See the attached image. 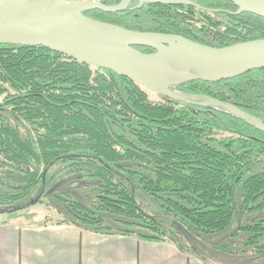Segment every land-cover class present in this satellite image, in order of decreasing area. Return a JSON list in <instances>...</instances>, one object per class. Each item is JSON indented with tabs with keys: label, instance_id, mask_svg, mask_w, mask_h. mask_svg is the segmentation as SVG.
Wrapping results in <instances>:
<instances>
[{
	"label": "trees",
	"instance_id": "obj_1",
	"mask_svg": "<svg viewBox=\"0 0 264 264\" xmlns=\"http://www.w3.org/2000/svg\"><path fill=\"white\" fill-rule=\"evenodd\" d=\"M136 4L83 14L212 47L264 39V18L251 13ZM172 89L234 103L264 123V68ZM152 92L42 46L0 44V212L51 197L60 216L52 223L171 243L203 264H264V132L221 107ZM237 209L253 219L232 227Z\"/></svg>",
	"mask_w": 264,
	"mask_h": 264
},
{
	"label": "water",
	"instance_id": "obj_2",
	"mask_svg": "<svg viewBox=\"0 0 264 264\" xmlns=\"http://www.w3.org/2000/svg\"><path fill=\"white\" fill-rule=\"evenodd\" d=\"M133 0L105 5L97 0H0V44L42 46L72 59L110 70L142 87L197 106L221 107L264 132L259 118L238 105L205 96L183 94L173 86L194 80L216 82L264 68V39L212 47L177 34L139 31L93 19L89 9L112 13L127 9ZM145 3L193 5L231 15L251 13L264 18V0H225L235 11L201 7L194 0H135ZM135 46L151 48L142 52Z\"/></svg>",
	"mask_w": 264,
	"mask_h": 264
},
{
	"label": "crops",
	"instance_id": "obj_3",
	"mask_svg": "<svg viewBox=\"0 0 264 264\" xmlns=\"http://www.w3.org/2000/svg\"><path fill=\"white\" fill-rule=\"evenodd\" d=\"M0 264L203 263L167 242L100 234L66 223L0 220Z\"/></svg>",
	"mask_w": 264,
	"mask_h": 264
},
{
	"label": "rangeland",
	"instance_id": "obj_4",
	"mask_svg": "<svg viewBox=\"0 0 264 264\" xmlns=\"http://www.w3.org/2000/svg\"><path fill=\"white\" fill-rule=\"evenodd\" d=\"M150 96L155 99V94L152 92L150 93ZM67 187V186H64ZM62 192L65 193L67 192V190L65 188H62ZM239 196V189L236 188L235 190V195ZM34 199H30V200H24L22 202H19L17 204V206L22 207V210L19 211V215H17L16 213H9V212H0V220H11L17 222V223H23V222H27L29 220V222H40L42 221V219L47 216L49 218V222L51 221H56L60 219V216L58 215V213L56 212L55 207L51 204H58L53 198H48V200L51 202L50 204H48V206L45 205H41V204H36V205H32L31 201H33ZM59 205V204H58ZM28 209V210H27ZM31 211L32 212V216L30 218H27V211ZM237 212V217L235 220V223L233 224L232 227L234 226H238L242 223H245L247 221H250L251 219H253V216H249V217H245L240 210H236ZM17 216V217H16Z\"/></svg>",
	"mask_w": 264,
	"mask_h": 264
}]
</instances>
